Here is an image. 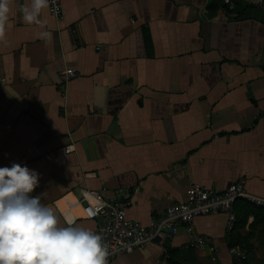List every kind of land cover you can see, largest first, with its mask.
Instances as JSON below:
<instances>
[{
	"label": "crops",
	"instance_id": "0c3cea01",
	"mask_svg": "<svg viewBox=\"0 0 264 264\" xmlns=\"http://www.w3.org/2000/svg\"><path fill=\"white\" fill-rule=\"evenodd\" d=\"M0 40V165L40 172L43 202L93 229L87 189L126 202L147 223L187 199L193 182L243 180L264 195V8L221 0H63V15L22 19L8 0ZM77 74L66 77V68ZM70 146V151L67 147ZM237 203V202H236ZM237 210V208H236ZM228 227L220 211L195 219L210 243L186 247L184 227L118 256L154 264L168 248L181 264H264V220ZM249 251L244 262L230 248Z\"/></svg>",
	"mask_w": 264,
	"mask_h": 264
},
{
	"label": "clouds",
	"instance_id": "9594fccd",
	"mask_svg": "<svg viewBox=\"0 0 264 264\" xmlns=\"http://www.w3.org/2000/svg\"><path fill=\"white\" fill-rule=\"evenodd\" d=\"M49 0H30L21 6L22 19L40 25L37 35L47 39L41 12ZM10 4L0 0V40L5 37ZM40 172L26 163L0 165V264H108L109 244L102 234L77 222L45 202Z\"/></svg>",
	"mask_w": 264,
	"mask_h": 264
},
{
	"label": "built area",
	"instance_id": "2783aa9c",
	"mask_svg": "<svg viewBox=\"0 0 264 264\" xmlns=\"http://www.w3.org/2000/svg\"><path fill=\"white\" fill-rule=\"evenodd\" d=\"M239 2L244 6L264 8V0H221L231 10L237 8ZM48 8L51 14L62 17L63 0H49ZM76 74L74 68L69 67L64 71L68 78ZM67 151H70V146ZM239 199L264 207V195L248 191L243 180L232 182L224 189L193 182L187 189V199L184 202L170 205L163 214L151 218L147 223L129 218L127 203L120 199L110 200L101 190L87 189L85 196L79 201L85 217L97 219L94 230L100 232L109 244L108 264H115L118 256L144 248L154 240L166 244L167 239L174 236L181 227L185 228L188 235L185 246L201 250L210 243L211 238L197 232L196 217L223 211L228 214V227L232 229L237 219L235 204ZM230 251L244 262L249 259V251L242 245L232 246ZM154 264H172L168 251Z\"/></svg>",
	"mask_w": 264,
	"mask_h": 264
},
{
	"label": "trees",
	"instance_id": "16d2710c",
	"mask_svg": "<svg viewBox=\"0 0 264 264\" xmlns=\"http://www.w3.org/2000/svg\"><path fill=\"white\" fill-rule=\"evenodd\" d=\"M235 212L237 219L234 227L243 224L246 219V216L250 213L254 214L255 216V220L252 223L253 226L256 224V221H258V219L261 218L262 220H264V207L254 205L244 199H239L237 201V203L235 204ZM167 251L170 254V262L172 264H181V262L178 260L176 254L174 253V251H172L171 248L167 247Z\"/></svg>",
	"mask_w": 264,
	"mask_h": 264
}]
</instances>
